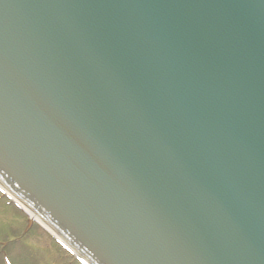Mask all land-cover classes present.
Masks as SVG:
<instances>
[{"label":"water","instance_id":"obj_1","mask_svg":"<svg viewBox=\"0 0 264 264\" xmlns=\"http://www.w3.org/2000/svg\"><path fill=\"white\" fill-rule=\"evenodd\" d=\"M0 182L95 264H264V0H0Z\"/></svg>","mask_w":264,"mask_h":264},{"label":"rangeland","instance_id":"obj_2","mask_svg":"<svg viewBox=\"0 0 264 264\" xmlns=\"http://www.w3.org/2000/svg\"><path fill=\"white\" fill-rule=\"evenodd\" d=\"M23 213L0 196V264H6L1 253L3 248L13 264H78L37 222L24 229ZM2 241H6L5 246H1Z\"/></svg>","mask_w":264,"mask_h":264},{"label":"bare ground","instance_id":"obj_3","mask_svg":"<svg viewBox=\"0 0 264 264\" xmlns=\"http://www.w3.org/2000/svg\"><path fill=\"white\" fill-rule=\"evenodd\" d=\"M14 215V214H13ZM15 217V216H14Z\"/></svg>","mask_w":264,"mask_h":264}]
</instances>
